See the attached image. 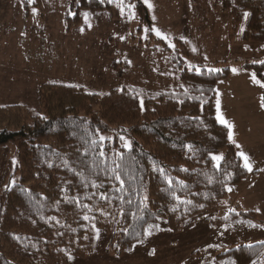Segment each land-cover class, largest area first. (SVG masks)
<instances>
[{"label": "trees", "instance_id": "trees-1", "mask_svg": "<svg viewBox=\"0 0 264 264\" xmlns=\"http://www.w3.org/2000/svg\"><path fill=\"white\" fill-rule=\"evenodd\" d=\"M74 1L69 0L73 16L67 13L64 18L67 30L79 24L82 11L102 12L120 27L125 25L118 7L108 0H79L73 9ZM205 1L217 2L232 27L243 24V42L264 46V0ZM123 3L134 6L142 25L151 24L140 0ZM157 42L170 53L178 73L181 86L175 90L147 94L122 88L97 95L47 83L37 91L42 115L18 106L0 108V148L15 147L17 176L0 195V264H68L70 256L82 257L87 251L95 229L110 233V250L120 257L147 240L144 229L149 225L163 224L175 232L184 219L210 210L227 188L243 180L246 170L228 130L215 119V85L228 77L229 69H187L183 61L189 53L180 40L173 50ZM244 68L264 83V60ZM114 126L123 127L130 148L116 139L100 141ZM220 150L225 154L217 169L211 155ZM116 163L125 181L122 191H116L120 185L111 171ZM238 216L230 213L231 226L254 225L252 212ZM216 260L264 264V243L226 250Z\"/></svg>", "mask_w": 264, "mask_h": 264}, {"label": "rangeland", "instance_id": "rangeland-1", "mask_svg": "<svg viewBox=\"0 0 264 264\" xmlns=\"http://www.w3.org/2000/svg\"><path fill=\"white\" fill-rule=\"evenodd\" d=\"M140 2L147 10L148 26L140 23L133 8L131 18L126 7L123 14L118 8L124 27L102 12L82 11L79 24L67 30L65 15L74 14L69 0H0V108L18 106L42 115L37 91L47 83L80 87L97 95L122 88H137L147 94L175 90L181 86L178 73L169 61L170 53L163 52L158 40L170 50L179 48L174 42L180 40L189 53L183 61L187 69H229L228 77L215 85V119L219 100L220 114L232 125L233 141L229 142L235 154L242 151L248 156L252 171L244 168L246 175L239 184L227 188L223 199L210 210L184 219L177 231L160 224L151 229L145 242L116 257L110 250V233L95 229L87 251L68 263L220 264L216 257L226 250L264 243V109L260 106L264 87L254 83L253 73L244 68L246 63L264 60V46L243 42V24L232 27L215 1ZM76 5L72 2L73 9ZM141 101L142 97L140 105ZM123 132V127L114 126L101 136L116 139L123 147L124 141L130 143ZM224 154L225 150H220L214 155ZM15 165V147H1L0 195L15 182ZM241 212L254 214L255 227L231 226L230 213L238 218ZM104 218L107 222V212Z\"/></svg>", "mask_w": 264, "mask_h": 264}, {"label": "snow or ice", "instance_id": "snow-or-ice-1", "mask_svg": "<svg viewBox=\"0 0 264 264\" xmlns=\"http://www.w3.org/2000/svg\"><path fill=\"white\" fill-rule=\"evenodd\" d=\"M29 2H30V3H31V2H34V0H29ZM78 2H79V0H77V3H78ZM108 2H109V3H113V2H115L116 5H117V7L120 8V11H121L122 14L124 13V9H125V7H127V8L129 9V15H130V17H131V18H134V13L132 12V8L134 7L133 5H124L123 0H108ZM145 2H147V0H145ZM149 7H151V5H149ZM33 11H35V9H33ZM247 15H248V14L245 13V16H247ZM84 17H85V22H87L88 14H87V13H84ZM81 30L83 31V29H81ZM153 31L156 32V35H157L158 37H161L162 39H166V37L161 36V33H160L158 30L153 29ZM170 46H171V45H170ZM208 71H209V72H216V71H220V70H219V69H209ZM232 71H233V72H236L237 70H236V69H232ZM252 80H253L254 83L260 85L261 87H264V83H261L260 80L256 79V75H255V74L252 75ZM261 99H262V102H261V105H260V106H261L262 109H264V97H262ZM142 105H143V102L141 101V106H142ZM216 119L218 120L219 123L225 125V126L229 129V131H228V139H229V141H233V133H232V131H231V129H232V125L229 124V123H228V122L222 117V115L220 114L219 100H217V116H216ZM99 139H100V141H103V140L105 139V137L100 136ZM121 140H124V137H121ZM92 143L95 145V144H96V141L93 140ZM123 147L126 148V149H128V148L131 147V145H130L129 142L124 141V143H123ZM185 147L191 148V146H188V145H186ZM236 147L239 149L241 146H240L239 144H236ZM100 155H101V156L104 155L103 151L100 152ZM118 155H119V154H118ZM236 155H237L239 158H241V160H242V165H241V166H242L243 168L247 169L249 172H251V171H252V166H251V163H250V161H249L248 156H247L245 153H243L242 151L237 152ZM222 159H223V157H222L221 155H211V160L214 162V165H213V166L216 167L217 169H219V167H220L219 162H220ZM120 167H121V165H120L119 163H116L115 166L111 169V171H112V173H113V178H114L116 181H118V182H119V185H120V187L117 188L116 191H122V190H123V187H124V184H125L124 179H122L121 174H120L119 171H118V170L120 169ZM182 171H187V169H182ZM161 174H162V175H166L165 173H163V170H161ZM167 183L169 184V186H171V184L173 183V181H172V179H171L170 177L167 178ZM179 183L182 184L183 182H179ZM92 186H93V187H98V186L95 185V184H93ZM6 187H7V186H6ZM228 190L231 191V189H228ZM101 198L104 199V198H106V197L102 195ZM144 199L146 200V197H145ZM177 199H179V198L177 197ZM129 203H131V201H129ZM144 206H146V205H144ZM229 211H235V210H234V209H229ZM257 211H259V210L257 209ZM134 215H135V214H134ZM84 219H88V217L85 216ZM251 226H252V227H255V225H251ZM153 227H158V226L149 225L148 227H146V228L144 229V234H145V236H147V235H151V229H152ZM98 235H99V233H98V230H97V238H98ZM85 238L87 239V237H85ZM209 247H212V245H209ZM249 247H250V246H249ZM150 254H151V253H150ZM69 259H72V257L70 256ZM253 264H255V262H253Z\"/></svg>", "mask_w": 264, "mask_h": 264}]
</instances>
